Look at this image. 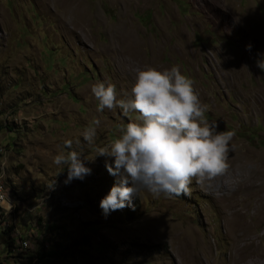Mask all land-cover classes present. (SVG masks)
Masks as SVG:
<instances>
[{"label":"rangeland","instance_id":"1","mask_svg":"<svg viewBox=\"0 0 264 264\" xmlns=\"http://www.w3.org/2000/svg\"><path fill=\"white\" fill-rule=\"evenodd\" d=\"M258 60L264 0H0V180L14 205L7 219L34 248L8 250L1 218L0 264H35L46 243L63 245V255L37 264H264ZM172 66L195 82L208 121L236 133L230 162L241 178L215 189L193 182L173 198L144 191L105 215L100 201L118 177L95 148L136 114L98 112L92 85L114 84L129 99L138 69ZM94 118L101 124L89 145L83 132ZM71 150L92 174L65 184L67 165L54 157Z\"/></svg>","mask_w":264,"mask_h":264},{"label":"clouds","instance_id":"2","mask_svg":"<svg viewBox=\"0 0 264 264\" xmlns=\"http://www.w3.org/2000/svg\"><path fill=\"white\" fill-rule=\"evenodd\" d=\"M257 67L264 72V60H258ZM194 83L179 66H172L163 71L138 69L129 99L118 98L114 84L92 85L98 112L120 109L125 117L136 114L134 121L120 126L114 140L95 148L96 157L114 160V164L106 162V168L118 177L100 201L105 215L132 207L133 199L144 191L155 198H173L189 195L193 182L202 189L221 184L234 187L239 182L241 175L230 162L236 133L218 130L217 124L208 121L207 105ZM100 124V119L94 118L85 128L83 139L89 145L94 143ZM72 144L66 140L64 147L71 149ZM86 160L75 150L54 157L55 165H67L65 184L92 174Z\"/></svg>","mask_w":264,"mask_h":264},{"label":"trees","instance_id":"3","mask_svg":"<svg viewBox=\"0 0 264 264\" xmlns=\"http://www.w3.org/2000/svg\"><path fill=\"white\" fill-rule=\"evenodd\" d=\"M131 213H133V211L131 210ZM4 218L3 215H0V219ZM12 225V224H11ZM14 226L12 225L11 229ZM54 228L49 227L48 230H53ZM9 235H10V241H8L9 245H8V250H10L11 252L16 248V244L19 243V239L16 237V235L13 233V231H9ZM17 238V239H16ZM26 238H30L28 236H26ZM43 247H45V251H43L41 254H39L40 252L36 253L35 256L32 258V261L37 263H44L45 259H50L53 257H58V256H62L63 252H64V246L59 244V243H54V245H48L46 243V245H44ZM143 248V247H141ZM153 250L152 247H147L145 246V251H151ZM46 252V253H44Z\"/></svg>","mask_w":264,"mask_h":264},{"label":"built area","instance_id":"4","mask_svg":"<svg viewBox=\"0 0 264 264\" xmlns=\"http://www.w3.org/2000/svg\"><path fill=\"white\" fill-rule=\"evenodd\" d=\"M3 153H5V147L0 146V156H2ZM9 205L11 206L10 208ZM11 209H14V205H11L10 203L8 204L7 200H5V193L2 190V185L0 183V215L4 216L5 223H8L10 228L12 227V225L9 223L7 217L11 213ZM11 230L16 235V237H18L19 246L24 249V252L31 251L34 249L31 243V238H26V235H22L16 227H13Z\"/></svg>","mask_w":264,"mask_h":264},{"label":"bare ground","instance_id":"5","mask_svg":"<svg viewBox=\"0 0 264 264\" xmlns=\"http://www.w3.org/2000/svg\"><path fill=\"white\" fill-rule=\"evenodd\" d=\"M0 174H1V170H0ZM0 181H1V180H0ZM0 183H1V185H2V190L4 191V189H3V185H4V184L2 183V181H1ZM4 187H5V186H4ZM5 190H7L6 187H5ZM4 193H5V200L8 201L9 199H7L6 192L4 191ZM7 195H8V194H7ZM9 202H10V201H9ZM12 210H14V209H12ZM9 231H11V230H9ZM9 231H7V232H9ZM9 240H10V235H9V237H8V241H9Z\"/></svg>","mask_w":264,"mask_h":264}]
</instances>
